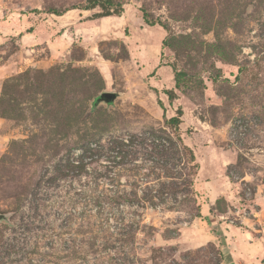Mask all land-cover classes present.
<instances>
[{"label":"rangeland","instance_id":"1","mask_svg":"<svg viewBox=\"0 0 264 264\" xmlns=\"http://www.w3.org/2000/svg\"><path fill=\"white\" fill-rule=\"evenodd\" d=\"M115 1L0 0V264L239 261L236 232L264 242V0Z\"/></svg>","mask_w":264,"mask_h":264},{"label":"crops","instance_id":"2","mask_svg":"<svg viewBox=\"0 0 264 264\" xmlns=\"http://www.w3.org/2000/svg\"><path fill=\"white\" fill-rule=\"evenodd\" d=\"M18 28L20 29V27L14 28L13 29L14 32L17 31ZM0 71H1V69H0ZM200 177H201V173H199L197 176L198 181H202V179ZM206 183L207 182H203L204 187L207 188L205 194L207 197H210V199H211L212 195L210 194L211 192H207L209 190V188H208V185ZM205 201H207V203L202 204V212L204 215H207L208 218L204 219L203 217H200L201 219L199 221L208 220L211 223H213L212 218H215V217L213 216V214L211 213V210H210L213 203L211 201H208L207 199ZM255 231H260V230L256 228ZM236 233L239 235L238 241L235 242L234 240H232L231 241L232 245H231V243H230V245H228L227 251L232 257H235V255H237V258H239V261L235 260V258H234L233 261L231 260L232 262L231 261L230 262L232 264H233V262H236V264H242L241 263L242 260L245 259L246 261L247 260L248 261L253 260V261H249V262L254 263V264H262L258 259H256V255L257 256L260 255L262 253V250L264 249L263 235L260 234L258 236L253 231H246L245 233H243L242 231L240 232V230H239V232H236ZM240 235H242L241 238H240ZM248 235H251V238H249ZM226 240H227V243H229V238H226ZM233 245L236 247L237 253H235L233 251V248H232ZM223 247L225 248V245ZM251 257H254V258L250 259Z\"/></svg>","mask_w":264,"mask_h":264},{"label":"trees","instance_id":"3","mask_svg":"<svg viewBox=\"0 0 264 264\" xmlns=\"http://www.w3.org/2000/svg\"><path fill=\"white\" fill-rule=\"evenodd\" d=\"M96 6H100L102 9L103 14H101V16H111V15H121L122 11H123V3L119 2V1H115V0H90V4L84 8V9H91V8H95ZM55 14H58V12L56 11H52ZM60 15V14H58ZM143 18L145 19V22L149 25H155V23L153 21L147 20L145 15L143 16ZM162 25L164 28L165 26L163 24ZM182 75H184V73H182L181 71H175V81H176V87L179 88L180 87V80ZM165 93L168 95L169 99H173L174 98V92L172 90H167L165 91ZM179 111V115L178 116H174L171 117L169 119V122L171 123H179L180 121V114L182 112V109H178ZM191 151V159L194 160V154L190 148Z\"/></svg>","mask_w":264,"mask_h":264},{"label":"built area","instance_id":"4","mask_svg":"<svg viewBox=\"0 0 264 264\" xmlns=\"http://www.w3.org/2000/svg\"><path fill=\"white\" fill-rule=\"evenodd\" d=\"M248 124L243 118H236L229 127L228 137L233 141H239L245 138L248 130Z\"/></svg>","mask_w":264,"mask_h":264},{"label":"water","instance_id":"5","mask_svg":"<svg viewBox=\"0 0 264 264\" xmlns=\"http://www.w3.org/2000/svg\"><path fill=\"white\" fill-rule=\"evenodd\" d=\"M118 97V94L115 93V92H102L100 93V95L98 96L97 98V102L96 104H100L102 102H106V103H109L111 101H115V99ZM5 218V215H0V219H4Z\"/></svg>","mask_w":264,"mask_h":264}]
</instances>
